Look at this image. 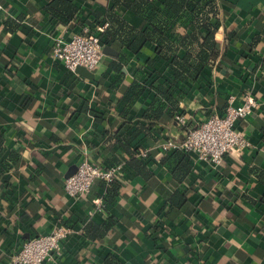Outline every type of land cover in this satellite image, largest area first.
I'll return each mask as SVG.
<instances>
[{
  "label": "crops",
  "instance_id": "obj_1",
  "mask_svg": "<svg viewBox=\"0 0 264 264\" xmlns=\"http://www.w3.org/2000/svg\"><path fill=\"white\" fill-rule=\"evenodd\" d=\"M48 1L0 0V135L5 145L0 155V264H7L28 238L51 232L59 213L71 232L45 264H105L107 255L120 264H264V0H225L215 33L220 56L181 95L174 92L173 114L155 121L142 117L158 97L149 85L156 79L154 70L163 72L166 66L155 55V45L148 42L134 53L104 42L117 55L104 53L88 75L68 71L50 56L54 38L67 39L83 26L105 22L111 3L73 0L78 11L62 23L45 13ZM118 14L133 27L144 24L130 10L121 8ZM7 16L24 19L10 31L3 24ZM226 29L235 35L227 38ZM134 81L144 86L136 97ZM245 93L257 106L238 120L237 128L251 147L226 155L217 168L184 152L190 170L177 184L168 152L159 147L166 135L184 138L186 127L176 124L175 114H185L187 126H195L221 114L229 96L237 105ZM116 134L126 137L130 148L147 150L148 156L138 159L151 172L149 179L127 163L130 155ZM84 158L104 166L124 164L111 204L104 206V189L96 183L86 198L65 195V173ZM176 188L184 190L187 202L164 213ZM97 200L104 211L89 215ZM108 214L116 220L109 234L87 240L81 225L89 220L100 224Z\"/></svg>",
  "mask_w": 264,
  "mask_h": 264
},
{
  "label": "trees",
  "instance_id": "obj_2",
  "mask_svg": "<svg viewBox=\"0 0 264 264\" xmlns=\"http://www.w3.org/2000/svg\"><path fill=\"white\" fill-rule=\"evenodd\" d=\"M108 1L111 3V6L107 8L106 14L103 17L108 22V26L103 34L105 42L110 45L116 43L120 48L126 47V49L134 53L139 51L146 43H153L155 45V55L158 58H162L166 64L163 72L153 69L156 79L149 85L158 97L147 107L142 117L155 121L160 119L163 114H173L172 111L177 107L176 99L173 96L174 92L178 90L179 95H181L183 89H188L203 69L211 66L220 56L222 44L220 40L215 38V33L219 24L222 23L221 18L226 1ZM121 8L140 15L143 18L144 24L140 28L129 25L118 14ZM44 11L49 16L58 17L59 22L68 23L75 17L78 8L74 5L73 0H49L44 6ZM23 19V16H16L15 19L8 18L7 16V18L3 19V24L6 29L8 28L12 31L14 27L19 26V22ZM233 35H235V31L226 29L227 38ZM257 39L258 36L255 37L253 42H256ZM121 57H123V53L118 56V58ZM147 62L152 64V59L149 58ZM113 65H116L115 62L110 63V66ZM143 88L144 86L134 81L131 90L136 97L141 93ZM130 102L128 107L131 106ZM89 113L98 116L93 110H89ZM113 137L129 153L130 157L127 159V163L144 180L149 179L151 172L146 168V164L138 159L140 157L135 155V150L129 147L127 138L118 134L113 135ZM4 149V140L0 135V155ZM167 152L166 158L170 162V164H167L170 175L177 184H180L188 177L190 166L185 160V154L182 150L172 149ZM171 158L172 161L170 160ZM1 173L2 168L0 167V176ZM95 183L104 189L102 194L104 206L107 203L111 204L119 193L120 182L115 180L106 184L104 181L96 180ZM186 202L187 198L185 197L184 190L176 188L168 196L163 206L164 213H168L172 208H180ZM101 210L104 211L102 207ZM115 222L116 220L110 214L100 224L89 220L81 225V233L87 240L95 241L108 235ZM57 223L69 226L67 219H64L61 213L58 214ZM104 262L105 264H120L110 255L104 258Z\"/></svg>",
  "mask_w": 264,
  "mask_h": 264
},
{
  "label": "built area",
  "instance_id": "obj_3",
  "mask_svg": "<svg viewBox=\"0 0 264 264\" xmlns=\"http://www.w3.org/2000/svg\"><path fill=\"white\" fill-rule=\"evenodd\" d=\"M3 5L0 2V10ZM108 22H101L94 27L83 26L79 33H74L69 38L57 36L54 38L50 56L59 61L71 72L83 67L92 72L104 57V31ZM233 96H229L223 112L207 116L195 126H187L185 114H175L176 124L186 127L184 138L166 135L159 144L163 152L180 149L191 154L197 161H207L214 167H219L226 155L242 152L251 147L245 134L237 128V122L245 118L257 106L254 97L249 93L243 94L241 102L233 104ZM135 155L140 158L148 156L146 149L136 148ZM124 164L101 165L82 159L76 165L73 174L64 179L63 191L68 198L76 199L87 196L96 180L106 184L121 180ZM94 210H101V201L95 202L94 209L88 212L92 215ZM71 228L58 224L49 233L35 235L25 240L20 248L10 256L7 264H45L52 258V253L58 252L61 242L70 234Z\"/></svg>",
  "mask_w": 264,
  "mask_h": 264
},
{
  "label": "water",
  "instance_id": "obj_4",
  "mask_svg": "<svg viewBox=\"0 0 264 264\" xmlns=\"http://www.w3.org/2000/svg\"><path fill=\"white\" fill-rule=\"evenodd\" d=\"M103 52H104L105 54H109V55H114V56L117 55V52L114 51V50H113L112 48H110L109 46H104V47H103ZM76 70H83V71H81V72H82L83 74H85V75L90 74V72L87 71V70H85L83 67H79V68H77ZM75 170H76V164L71 165V166L68 168L67 172L65 173L64 177L67 178L68 176H70L71 174H73Z\"/></svg>",
  "mask_w": 264,
  "mask_h": 264
}]
</instances>
